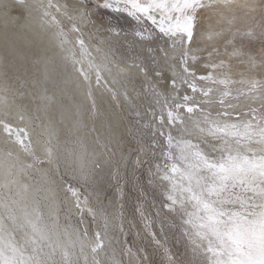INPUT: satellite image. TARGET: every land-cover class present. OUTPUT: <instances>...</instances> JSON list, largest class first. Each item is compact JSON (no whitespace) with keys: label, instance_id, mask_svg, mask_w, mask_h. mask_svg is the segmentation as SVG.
Segmentation results:
<instances>
[{"label":"snow or ice","instance_id":"obj_1","mask_svg":"<svg viewBox=\"0 0 264 264\" xmlns=\"http://www.w3.org/2000/svg\"><path fill=\"white\" fill-rule=\"evenodd\" d=\"M90 3L91 0H80L70 15L67 4H54L52 0L47 4L43 0L31 3L14 0V5L29 18L34 12H41L42 27L55 25L54 37L62 50L71 41L61 21L49 10L55 8L57 13L62 12L73 21L70 31L77 34L75 43L79 46L80 59L69 51L73 64L80 65L76 70L87 84L91 98L89 72L95 73L99 85L103 68L90 58L84 34L76 23H90ZM98 6L126 11L138 21L146 18L166 38L167 46L158 49L159 59L153 57L151 66L140 63L131 67L143 75L146 87L152 90L156 103L161 106V114L154 115L160 128L154 129L153 135L159 132L165 137L166 150L162 153L165 163L163 169L159 164L156 169L160 179L167 183L164 207L181 221L190 253L187 264H264V75L257 77L241 72L236 78L230 63L232 58L247 56V63L253 69L257 65L264 69V22L255 25L259 33L253 27L246 31L235 27L238 12L247 17L259 11L264 20V0L243 3L238 0H122V6L121 0L116 5L104 0ZM4 7L10 8L7 4ZM213 19L215 25L209 23L205 30L204 21ZM137 35L144 39L142 33ZM205 39H222L224 52L214 45L211 51L201 47ZM238 39L239 47L236 46ZM245 39L249 43L260 42L258 54L244 51ZM96 51L100 49L97 47ZM153 51L156 50L149 49ZM198 65L209 71L198 75ZM4 75L7 91L10 89L7 70ZM161 81L170 85L168 95L158 90ZM181 89H184L183 95ZM124 95L127 100V93ZM112 96L115 99L116 93ZM161 96L163 102L159 99ZM2 100L7 103L6 97ZM18 107L24 111L23 106ZM92 108L95 111V101ZM24 118L20 115L21 120ZM165 124L168 125L166 133L162 130ZM0 133L6 137V144L17 146L16 150L9 148L0 152V264H121L115 254L109 260L101 258L108 239L107 218L103 234L97 231L93 238H89L87 229L69 231L60 224V207L53 189L56 182L52 177L59 174L61 161L52 146L55 131L51 119L46 126L48 138L44 140L42 155L37 154L26 128L0 118ZM153 146H158L155 141ZM104 147L107 149V145ZM83 159L82 153L69 151L63 162L73 172L79 163L80 179L87 181L89 173ZM34 173L40 179L28 183L34 179ZM67 192L82 213L77 190L69 185ZM88 211L92 213L91 209ZM92 214L95 218V213ZM169 262L183 264L171 256Z\"/></svg>","mask_w":264,"mask_h":264},{"label":"rangeland","instance_id":"obj_2","mask_svg":"<svg viewBox=\"0 0 264 264\" xmlns=\"http://www.w3.org/2000/svg\"><path fill=\"white\" fill-rule=\"evenodd\" d=\"M103 2L104 0L97 2L91 0L88 5L91 12L90 23L76 22L84 34L83 38L91 53L90 58L103 68V79L99 85L94 81L95 73L89 72L92 80L91 98L88 96L89 89L86 83L87 92L85 95L83 93L85 96L83 97L73 80H63L64 75L61 74L65 73V69L69 70L74 66L72 55L66 58L64 53L55 49L53 56L55 58L51 63L54 66H50L51 72L47 75L43 64L31 62L25 50L18 51L0 44L3 70L1 74L4 77L0 79V83L5 85L4 73L7 70L10 78L8 92L13 94L18 105L24 107L21 113L25 115L24 120H20L24 123L20 122L21 126L18 122L20 118L13 121L9 115L8 119L19 127L26 125L25 128L32 135L38 155H42L44 140L48 138L46 126L49 122L44 117L42 105L46 100H41V93L43 92L46 97H52L49 100L53 103L51 109L53 111H49V117L55 125L52 127L55 131L52 146L60 154L61 161L59 174L53 175L52 178L56 182L53 189L61 211L60 224L67 226L69 231L87 229L89 238H93L97 231L103 234L107 218L108 239L105 240L106 248L101 254L102 259L109 260L115 254V258L121 261V264H170L171 256L187 264L190 253L182 235L181 221L176 214L170 213L164 207L167 203L165 195L167 183L160 179L156 169L157 164L163 169L165 163L162 155L166 150L165 137L160 136L159 132L153 135L154 129L160 128L154 115L161 114V106L156 103L157 97L152 90L146 87L143 75L131 67L140 63L151 66L153 57L159 59L158 49L167 46L166 38L156 25L146 18L138 21L126 11L98 6ZM110 2L117 4V0ZM56 16L68 32V39L71 41L65 47L74 52L76 59H80L79 46L75 43L77 34L70 31L73 21H69L63 14L57 13ZM258 18L252 26L257 32H259V28L255 27L257 22H264L262 18ZM240 30L246 31L247 28L242 27ZM137 33H142L144 39ZM6 37L0 35V42ZM243 44L244 50H252L256 54L261 48L258 40L249 43L245 39ZM236 45L241 46L239 39ZM97 47L100 49L99 52L96 51ZM204 47H207L208 51L212 50L210 45ZM149 49L156 51L149 52ZM203 55L206 57L207 53ZM105 57L108 59L105 60ZM230 63L232 73L237 74L236 78H239L237 76L242 71L246 73L245 69L239 70L234 63ZM84 64L86 70V60ZM208 71L201 65L197 66L198 75L206 74ZM46 76L50 79H46ZM48 80L52 82L50 85ZM158 90L168 95L170 85L161 81ZM113 92L116 93L115 99L112 96ZM20 93L24 95L21 96ZM125 93L128 96L127 100ZM183 93L184 89H181V95ZM159 99L163 102V96ZM93 101L95 111L92 108ZM37 116L40 119H36ZM162 130L166 133L168 125L165 124ZM173 134L175 135L174 130ZM5 139L3 133H0V141L3 142L0 144L3 145L0 151L17 149V146L6 144ZM153 141L158 146H153ZM69 151L83 154V163L89 173L87 181L80 179L79 163L76 165L77 170L73 172L63 162ZM138 159L140 163H137ZM97 164L99 167H96ZM33 175L34 179L27 181L28 183L40 179L39 174ZM69 185L78 192L81 207L84 209L82 213L74 206L75 199L71 193L67 192ZM85 200L86 203H83ZM88 209L95 213V218Z\"/></svg>","mask_w":264,"mask_h":264},{"label":"bare ground","instance_id":"obj_3","mask_svg":"<svg viewBox=\"0 0 264 264\" xmlns=\"http://www.w3.org/2000/svg\"><path fill=\"white\" fill-rule=\"evenodd\" d=\"M94 1H98V0H94ZM29 2L31 3L32 0H29ZM43 2L45 4L48 3V0H43ZM52 2L54 4H67L68 5V12L69 14H73V10L74 8L80 3V0H52ZM239 3H243L244 0H238ZM249 2H252V0H249ZM256 2H259V0H256ZM7 4L10 6L9 9H5L4 5ZM53 15H57V12L55 10V8L50 9L49 10ZM42 13L37 11L34 12L32 17H27L23 11L19 8H17L14 5V0H0V35L2 37H6L3 42L1 41L0 44H4L7 47H11L14 48L15 50L18 51H23L25 50L27 52V57L29 58V60L33 63H38L41 62L44 66V71L45 74L49 75V73L51 72V67L52 66V61L53 56H54V50H59V52L64 53V56L67 58H70L71 53H70V49L65 47L64 50H62L59 46L58 40L54 37V33L57 31L55 25L48 27V26H41L40 21H39V16ZM62 14L59 13V15ZM64 16V15H63ZM62 16V17H63ZM237 20L235 22V27L237 28H242V27H246L247 29L249 27H252L253 24H255V21H257V18L261 16V13L259 11H257L256 13H251L249 16L244 17L243 12H238L237 13ZM62 17L60 19H62ZM59 18V17H57ZM259 19V18H258ZM254 22V23H253ZM209 23H212L213 25H215V20H205L204 24H203V28L205 30H207V25ZM257 32V31H256ZM259 33V32H257ZM210 45L211 48L213 47V45L215 47H220V51L221 53L224 52V42L222 39L220 40H213V41H208L207 39L201 41V46ZM237 47H239L238 45H236ZM72 47V46H71ZM209 48V47H208ZM210 48V50H211ZM1 50V49H0ZM232 50L231 46H229L228 51L230 52ZM72 51V50H71ZM247 53L250 54H256L255 52H253L252 50H244ZM74 53V52H73ZM59 55H61L59 53ZM226 58V57H225ZM58 59V58H57ZM72 59V58H71ZM79 59V58H78ZM97 59V58H96ZM257 59H259V56L257 55ZM59 60V59H58ZM57 60V61H58ZM70 60V59H69ZM245 61L244 63H241V61ZM87 61V60H86ZM230 62H232V64H235V67L239 70H246V73L244 72L245 75H255L257 77L264 75V69H262L259 65H257V67L255 69H253L251 67V65L249 63H247V56H243V57H239V58H232L230 60ZM14 63V62H13ZM63 63V62H62ZM88 63V61H87ZM1 64H2V58H1V54H0V79H2L3 74H1V72H3V70H1ZM12 64V63H11ZM10 64V65H11ZM64 66V64H62ZM86 65V64H84ZM5 65H3L4 67ZM21 66V65H19ZM51 66V67H50ZM234 66V65H233ZM10 67V66H8ZM80 67L79 64H76L72 67V69L70 68L69 70H66L65 68V73H62L61 75H64V79L66 81H70L73 80L74 81V85H76L79 90L82 92L80 93V95L82 94L83 97H85V93L86 91V85L85 82L83 80V77L80 75V73L76 70ZM85 67V66H84ZM12 68V67H10ZM61 68H63L61 66ZM108 68V67H107ZM202 68V67H201ZM235 68V69H236ZM68 69V68H67ZM87 70V69H86ZM209 70V69H208ZM232 70V69H231ZM244 70V71H245ZM64 70H60V72H63ZM118 72V71H117ZM203 72V71H202ZM240 72V71H239ZM243 72V71H242ZM236 73V72H235ZM237 75V74H235ZM238 77V76H237ZM4 78V77H3ZM46 79H50L49 76H46ZM107 79V78H106ZM49 81V80H48ZM92 81V80H91ZM95 81V80H94ZM93 81V82H94ZM62 82V81H61ZM65 82V81H64ZM48 83V82H47ZM49 81V85H50ZM95 83V82H94ZM63 84V83H62ZM65 85V84H64ZM94 85V84H93ZM48 87V85H47ZM76 87V89L78 90V88ZM106 88V87H105ZM64 89V87H63ZM65 90V89H64ZM62 90V91H64ZM12 92V91H11ZM84 93V95H83ZM79 94V92H78ZM45 95V94H44ZM43 92L41 93V97H44ZM64 95V93H63ZM7 98V103L5 104L2 100V98ZM75 97L77 98L76 94ZM52 98V97H51ZM64 98V97H63ZM69 98V97H68ZM56 99V98H55ZM66 99V98H65ZM78 99V98H77ZM42 101H44V104L42 105L43 107V112H44V117H46V119L49 122V119H51V117H49V111H53L51 110L53 108V103L47 99H41ZM80 100V99H79ZM60 101V99H59ZM43 103V102H42ZM72 105V104H71ZM20 105H18L15 102V98L13 97V94L9 93L8 90H5V85L0 83V118H5L8 119L9 115H11V120H18L20 118V115H23L20 111V108L18 107ZM8 113L7 116H5V113ZM53 116V115H51ZM67 116V115H66ZM25 117V115H24ZM34 117V116H33ZM29 118V117H28ZM26 117V119H28ZM53 118V117H52ZM32 119V118H30ZM9 120V119H8ZM13 120V121H14ZM21 119H19V125H20V121ZM24 120V119H23ZM31 121V120H30ZM29 122V121H28ZM33 122V120H32ZM52 122V127H54V123L53 120H51ZM14 123V122H13ZM23 123V122H21ZM18 124V123H17ZM24 124V123H23ZM32 124V123H30ZM35 124V123H34ZM38 124V123H37ZM41 125V124H40ZM54 125V126H53ZM21 126V125H20ZM43 126V125H42ZM45 126V125H44ZM26 125L23 127L25 128ZM60 128V127H59ZM56 129V128H55ZM83 129V128H82ZM31 130V129H30ZM35 133V132H34ZM58 133V132H57ZM4 136V134H3ZM32 136V135H31ZM55 136V135H54ZM55 138V137H54ZM56 139V138H55ZM6 140V139H5ZM4 140V141H5ZM57 141V140H56ZM40 142V141H39ZM3 143L0 141V144ZM38 144V142H36ZM35 143V144H36ZM3 146V145H1ZM0 146V147H1ZM11 146V145H10ZM4 149V147H2ZM39 148V147H38ZM14 150V149H13ZM2 151V150H1ZM0 151V152H1ZM41 151V148H40ZM40 153V152H39ZM38 154V152H37ZM30 183V182H29ZM62 195V194H61ZM58 198V197H57ZM69 198V197H68ZM68 201V200H67ZM68 203V202H67ZM64 205V204H63ZM67 205V204H66ZM75 206V205H74ZM62 207V206H61ZM63 209V208H62ZM61 212V211H60ZM61 219V218H60Z\"/></svg>","mask_w":264,"mask_h":264}]
</instances>
